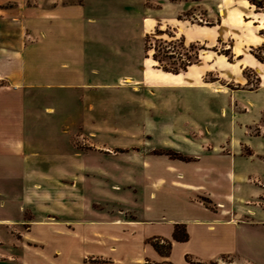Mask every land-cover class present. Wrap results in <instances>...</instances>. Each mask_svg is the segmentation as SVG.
Returning a JSON list of instances; mask_svg holds the SVG:
<instances>
[{
    "label": "crops",
    "instance_id": "1",
    "mask_svg": "<svg viewBox=\"0 0 264 264\" xmlns=\"http://www.w3.org/2000/svg\"><path fill=\"white\" fill-rule=\"evenodd\" d=\"M260 1L0 0V264H264ZM167 29L233 59L166 71L143 41Z\"/></svg>",
    "mask_w": 264,
    "mask_h": 264
},
{
    "label": "rangeland",
    "instance_id": "2",
    "mask_svg": "<svg viewBox=\"0 0 264 264\" xmlns=\"http://www.w3.org/2000/svg\"><path fill=\"white\" fill-rule=\"evenodd\" d=\"M259 7L260 10L264 11V1H260L256 3ZM183 19H187L192 22H196L199 24L203 25H209L215 23V17L214 16H204V15H199L197 16H191L189 14L180 16ZM259 27L262 28L263 24L260 23ZM213 28L209 26H194L192 29L186 30V34L188 37H191L193 35L201 36V37H209L211 41L214 39L215 32L212 30ZM167 34H151L149 39L146 40V37L144 38V45L145 47L147 46L149 49L147 52L149 55L153 56L155 58V62L157 65L160 66H165L167 68H171V66H175L180 64L181 62L185 61L187 59V56L190 57L192 60H194L196 57H199V54L203 52L204 49L206 50H213L216 53H222L226 56L227 59L232 60L233 59V52L231 51L230 45L231 41H224L220 43H216L214 46H208L204 42L200 41H194V42H185L184 38L182 37L181 34L179 33H174L169 31L168 29L165 30ZM261 32L264 33V27L261 29ZM157 33H159V30H157ZM168 34H172L173 36H169ZM154 38H157L155 40ZM161 39V40H159ZM190 44H194L195 46L192 48H189ZM146 50V48H145ZM239 50V49H238ZM252 53H255L256 55L260 56L261 58L264 59V45L258 46L256 48H252L250 50ZM206 60H203L205 62ZM214 62L215 66L217 68L223 69V70H228L230 67H233L231 64H228L225 61V57L222 55L214 56ZM244 62L250 63V60L247 56L245 58ZM236 67V66H234ZM196 68H191L186 74V77L192 78V77H197V71H195ZM237 70V68L235 69ZM244 75L246 76L248 82L247 84H241L238 82H231L227 86H231L233 88H245L247 86L250 87H255L258 83L257 78L255 76V72L249 68H245L243 70ZM159 75V74H158ZM204 80L209 81L214 79V74L212 72L206 73L204 75ZM181 81L180 78L174 77L172 78L171 82H179ZM223 83V81H221ZM224 86L226 85L223 83ZM226 89V87H224ZM208 100V99H206ZM190 102H194L193 99L190 100ZM181 105H185V103H182ZM176 119L179 117L181 118L182 121H189V122H196L198 121V118L195 115L192 114H186L183 110L179 115H175ZM205 121H211V117L205 118ZM262 121H264V115L262 116ZM261 127L257 126V124H253L248 130L252 134H257L259 133ZM195 132V131H194ZM205 135H208L209 137L212 136L213 130H205ZM175 155H178L177 153H174ZM181 157H184L180 155ZM253 233L258 234L259 236L261 235V227L260 226H255L253 228ZM260 240V239H259Z\"/></svg>",
    "mask_w": 264,
    "mask_h": 264
},
{
    "label": "trees",
    "instance_id": "3",
    "mask_svg": "<svg viewBox=\"0 0 264 264\" xmlns=\"http://www.w3.org/2000/svg\"><path fill=\"white\" fill-rule=\"evenodd\" d=\"M170 37L173 36L172 34H168ZM151 38L150 35H147L146 36V40ZM155 40H157V38H154ZM161 40V39H159ZM195 45L194 44H190L189 45V48H192L194 47ZM146 48V51L149 49L147 46L145 47ZM254 55L261 61L264 62V59L261 58L260 56L256 55L254 53ZM154 57V55H153ZM155 59V58H154ZM198 60V57H196L194 60H192L190 57L187 56V59L183 62H181L180 64L178 65H175V66H171V68H167L165 66H160L158 65L159 67L163 68L164 70L166 71H171V72H174V73H178L180 71H183L185 70L190 64L196 62ZM181 228V226H177L176 227V230L174 232V237L175 238H178L180 240H184L187 238V234L186 232L182 229H179ZM151 243L152 245L160 252V253H163V254H168L169 250H170V241H164V243L160 244L158 240H151ZM145 264H151L149 262H146ZM166 264H171V263H166Z\"/></svg>",
    "mask_w": 264,
    "mask_h": 264
}]
</instances>
